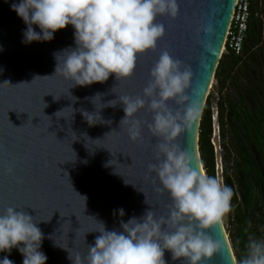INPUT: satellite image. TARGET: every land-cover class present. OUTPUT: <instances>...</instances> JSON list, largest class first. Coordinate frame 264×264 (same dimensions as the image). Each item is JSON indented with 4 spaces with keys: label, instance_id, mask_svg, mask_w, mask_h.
Listing matches in <instances>:
<instances>
[{
    "label": "water",
    "instance_id": "1",
    "mask_svg": "<svg viewBox=\"0 0 264 264\" xmlns=\"http://www.w3.org/2000/svg\"><path fill=\"white\" fill-rule=\"evenodd\" d=\"M234 2L177 0L178 16L156 18L165 34L155 51L137 57L131 78L118 81L113 74L103 83L72 87V81L53 74L55 54L76 47L74 27L56 31L51 41L25 43L27 25L11 7L20 0H0V214L14 207L40 221L37 227L44 239L39 251L47 256L46 264H73L69 252L86 256L88 245H94L99 235V222L106 230L122 231L121 221L140 218L146 210H154L157 216L168 214L170 194L156 190L162 185L156 173L148 170L149 164L158 163V139L143 124V140L133 142L127 125L120 126L125 116L123 104L105 105L123 95L142 96L152 66L166 50L191 67L187 94L203 109ZM33 28L40 32L37 25ZM208 28L211 30L205 31ZM36 76L50 77L33 80ZM168 104L178 108L174 101ZM83 111L98 113L105 122L90 125ZM152 115L146 106L136 118L151 123ZM199 121L175 141L189 152L192 166L198 169L202 168ZM119 209L124 210L122 217ZM208 233L222 247L203 264H236L222 224ZM4 257L23 264L18 248L0 252V260ZM164 259L166 264H187L183 259L173 261L167 250Z\"/></svg>",
    "mask_w": 264,
    "mask_h": 264
},
{
    "label": "clouds",
    "instance_id": "2",
    "mask_svg": "<svg viewBox=\"0 0 264 264\" xmlns=\"http://www.w3.org/2000/svg\"><path fill=\"white\" fill-rule=\"evenodd\" d=\"M11 7L27 25L25 43L51 41L56 31L68 25L74 27L76 47L55 54L57 65L53 74L72 81V87L103 83L113 74L118 81L131 78L137 57L155 51L165 34L164 25L156 23V18L167 15L175 19L179 14L177 0H20ZM192 75L190 66L165 50L152 66L142 96L123 95L105 105L123 104L125 116L120 126L127 125L133 142L143 140V124L158 139V163L149 164L148 170L149 174L156 173L162 185L156 190L167 191L172 203L166 216H157L149 209L140 218L121 221L122 231L106 230L99 222V235L94 245H88L86 256L67 250L73 264H166V250L173 261L203 264L221 250L220 241L208 230L221 225L231 212L234 191L202 168H194L189 152L175 142L202 116V108L187 94ZM38 77L50 76H36L33 80ZM68 95L75 101L69 91ZM168 101H174L178 108L170 107ZM146 106L153 114L151 123L136 118ZM83 116L90 125L105 122L98 113L83 111ZM8 171H12L11 166ZM118 212L121 217L124 215L123 209ZM39 222L23 209L7 207L0 214V252L18 248L24 257L23 264H46L47 256L39 251L44 239L37 227ZM0 264L14 262L4 257ZM238 264H264V241L250 239L248 254Z\"/></svg>",
    "mask_w": 264,
    "mask_h": 264
},
{
    "label": "trees",
    "instance_id": "3",
    "mask_svg": "<svg viewBox=\"0 0 264 264\" xmlns=\"http://www.w3.org/2000/svg\"><path fill=\"white\" fill-rule=\"evenodd\" d=\"M259 2L249 0L250 20L241 54L225 48L213 77V89H226L216 99L215 112L222 184L234 191L225 232L236 264L247 256L250 239L264 241V21L259 19ZM212 119L209 92L199 121L198 153L202 169L216 178Z\"/></svg>",
    "mask_w": 264,
    "mask_h": 264
},
{
    "label": "built area",
    "instance_id": "4",
    "mask_svg": "<svg viewBox=\"0 0 264 264\" xmlns=\"http://www.w3.org/2000/svg\"><path fill=\"white\" fill-rule=\"evenodd\" d=\"M259 19L264 21V1L259 2ZM250 20V3L249 0H235L233 10L229 19L228 27L224 37L222 52L225 48L231 50L235 54H241L243 49L244 40L246 37L248 24ZM221 52V53H222ZM213 81L209 87L208 93L213 92L214 97H222L226 89L219 91H213ZM216 116V112H215ZM218 131V128H217ZM221 165L219 167L221 174ZM217 171V167H216Z\"/></svg>",
    "mask_w": 264,
    "mask_h": 264
},
{
    "label": "rangeland",
    "instance_id": "5",
    "mask_svg": "<svg viewBox=\"0 0 264 264\" xmlns=\"http://www.w3.org/2000/svg\"><path fill=\"white\" fill-rule=\"evenodd\" d=\"M213 91H217V90L213 89ZM210 92L212 93V96H213V119H212L211 144H212L214 155H215V176L222 183L221 174L219 170L220 165H222V160H221V150L222 149L219 146V137H218L219 133L217 131V123H216V116H215V111H216L215 103L217 102V100H216V97H214L213 92L212 91ZM216 167H217V171H216ZM226 220H227V216H225L223 223H222L224 231H225Z\"/></svg>",
    "mask_w": 264,
    "mask_h": 264
},
{
    "label": "crops",
    "instance_id": "6",
    "mask_svg": "<svg viewBox=\"0 0 264 264\" xmlns=\"http://www.w3.org/2000/svg\"><path fill=\"white\" fill-rule=\"evenodd\" d=\"M257 106L258 107L260 106V103L259 102H257ZM256 111H257V113L260 112V110H258V109H256ZM263 114H264V112H263Z\"/></svg>",
    "mask_w": 264,
    "mask_h": 264
}]
</instances>
